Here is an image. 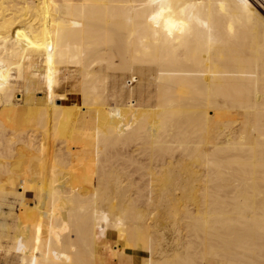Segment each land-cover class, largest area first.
<instances>
[{"label":"bare ground","instance_id":"bare-ground-1","mask_svg":"<svg viewBox=\"0 0 264 264\" xmlns=\"http://www.w3.org/2000/svg\"><path fill=\"white\" fill-rule=\"evenodd\" d=\"M0 106V264H264V0H0Z\"/></svg>","mask_w":264,"mask_h":264},{"label":"rangeland","instance_id":"rangeland-1","mask_svg":"<svg viewBox=\"0 0 264 264\" xmlns=\"http://www.w3.org/2000/svg\"><path fill=\"white\" fill-rule=\"evenodd\" d=\"M63 75H64V77L62 78L61 84L58 87V91H57L58 92V97H57L58 99L56 100V103L57 104H59V103L61 104V103L64 102V103H76V104H79L80 103L79 93L75 90V88L73 86L74 80H75L76 76H78V71L75 70L74 67H71L68 71L64 70V74ZM119 75L120 74L118 73V76ZM66 83H67V85H66ZM61 85H63V86H61ZM153 85L154 84L150 85V87H151L150 89H152V91L155 88V85H154V87H153ZM42 91L43 90H38V97H40V98L44 96V91L43 92ZM21 97H22L21 92L17 93V97H16L17 100H19ZM1 109H2V106H0V112H1ZM20 186H21V184H17V186H15V188H14V191L15 192L21 191L22 187H20ZM11 197H13V198H11ZM24 199L29 205H34L35 204V199H36V189L32 188V187H28L25 190ZM8 202H10V203L14 202L16 204L15 208L17 207L16 210L19 211V205L16 202V198L14 196V193L9 195ZM3 209H4V213L5 214H7V211L9 213V209H8L7 205ZM165 230H164V233L166 232L165 234H167L168 231H167L166 228H165ZM109 241L111 243L112 242L115 243V237H110ZM114 243H113V245H115ZM1 255H2V253H0V257H1Z\"/></svg>","mask_w":264,"mask_h":264}]
</instances>
